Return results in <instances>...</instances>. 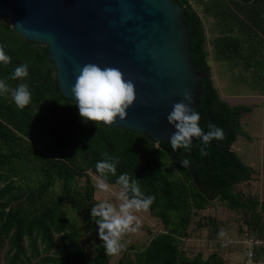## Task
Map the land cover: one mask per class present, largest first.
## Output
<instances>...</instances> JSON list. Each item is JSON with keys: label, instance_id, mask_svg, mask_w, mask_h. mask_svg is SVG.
<instances>
[{"label": "trees", "instance_id": "1", "mask_svg": "<svg viewBox=\"0 0 264 264\" xmlns=\"http://www.w3.org/2000/svg\"><path fill=\"white\" fill-rule=\"evenodd\" d=\"M175 1L184 6L182 15L189 30L191 54L204 74V92L196 108L199 123L205 131L210 122L214 123L225 133L223 139L211 141L207 156L201 154L199 140L190 150L173 149L169 141L158 144L145 133L86 121L75 101L61 93L48 46L25 39L13 24L0 21V46L11 56L9 63H0V78L11 86L26 81L31 90V101L22 108L10 93L0 94V168L28 156L43 174L36 189H23L27 203L18 207L13 203L21 187L6 180L0 186V250L8 241L6 264H109L110 253L98 234L96 218L91 216V207L98 201L89 168L118 185L119 175L127 172L130 181L137 180L145 195L155 196L149 209L170 228L156 233L138 253L135 263L121 259V264H188L180 258L178 237L186 234L194 210L205 208L216 197L243 211L247 225L259 232L254 237L264 236V201L237 189L239 183L252 178L255 168L233 148L240 135L251 138L241 119L254 110V105H232L221 97L208 60V36L202 18L190 0ZM200 2L206 12L232 31L215 40L217 57L228 62L242 58L255 70H261L264 78V0ZM22 63L28 64L29 75L13 79L12 73ZM261 91L264 93V83ZM109 157L119 158L116 172L99 173L97 161ZM167 157L177 165L178 172L168 170L164 163ZM184 157L190 159L187 166L180 163ZM82 178L85 182L80 185ZM57 181L94 233V258L86 255L77 223L69 218L59 199L50 196ZM262 255L264 248L259 249ZM193 264L226 263L213 253Z\"/></svg>", "mask_w": 264, "mask_h": 264}, {"label": "water", "instance_id": "2", "mask_svg": "<svg viewBox=\"0 0 264 264\" xmlns=\"http://www.w3.org/2000/svg\"><path fill=\"white\" fill-rule=\"evenodd\" d=\"M183 10L175 0H0V18L48 46L67 98L75 101L72 88L85 64L119 68L136 98L124 119L106 125L148 134L158 144L176 131L167 116L184 92L192 93L194 108L204 92Z\"/></svg>", "mask_w": 264, "mask_h": 264}, {"label": "rangeland", "instance_id": "3", "mask_svg": "<svg viewBox=\"0 0 264 264\" xmlns=\"http://www.w3.org/2000/svg\"><path fill=\"white\" fill-rule=\"evenodd\" d=\"M190 2L198 10L204 23L208 36L206 45L209 51L208 60L221 97L232 105H254V110L244 114L241 119L251 138L240 135L233 148L247 164L255 168V173L250 180L239 183L237 189L264 201V93L261 91L264 78L260 75L261 70H255L242 58L228 62L217 57L215 40L218 36L232 31H229L228 25L215 15L206 12L200 0ZM0 21L12 24L9 18H0ZM233 32L244 35L242 31ZM164 163L169 171L178 172V167L171 158L167 157ZM87 172L96 187L97 201L108 200L118 207L122 202L119 199L122 187L106 181L110 185V190H101L98 188V182L102 176L91 168L87 169ZM0 174L2 175L0 186L6 180L9 183L14 181L15 185L21 187V192L17 193L18 200L13 203L16 207L27 203L23 189H36L43 179L41 170L28 156L25 159L16 158L9 165L1 167ZM84 182L85 178H82L80 185ZM50 196L59 199L69 218L77 223L83 233L81 241L85 245L86 255L94 258L96 254L93 246L94 233L86 226L73 203L62 193L59 181L51 187ZM135 215L139 217V225L135 231H128L122 235L124 247L117 253H110L109 264H121V259L135 263L138 253L147 247L156 233L170 230L165 227L161 217L153 213L149 207L136 211ZM210 218L215 219V222L208 223ZM221 230L223 235H220ZM256 235H259V232L247 225L243 211L231 208L226 199L217 197L205 208L195 209L186 234L178 235L180 258L183 262L193 264L198 258L207 259L211 254L218 253L226 264H246L247 239ZM25 243L28 245L27 238ZM8 248L9 244L6 241L0 250L1 264L7 262Z\"/></svg>", "mask_w": 264, "mask_h": 264}, {"label": "clouds", "instance_id": "4", "mask_svg": "<svg viewBox=\"0 0 264 264\" xmlns=\"http://www.w3.org/2000/svg\"><path fill=\"white\" fill-rule=\"evenodd\" d=\"M10 61L11 56L0 46V63L7 64ZM28 75L29 66L27 63H22L15 68L12 78H23ZM72 91L82 117L86 121H100L105 124L112 123L117 117L124 119L127 116V108L136 98L133 81L126 80L119 68L111 66L102 68L95 63H87L83 66ZM6 93H10L15 104L21 108L31 101L29 84L23 80L16 86H11L5 79L0 78V94ZM184 97V100L174 104L173 110L167 116L168 121L176 129L169 142L173 149L184 147L190 150L193 137H197L201 154L207 156V148L211 141L224 138V129L210 122L208 130L205 131L199 123L200 113L193 107L195 101L192 93L186 90ZM118 159V157H109L97 161L98 172L115 173ZM180 163L187 166L190 164V159L184 157ZM117 183L122 185L119 193V199L122 202L118 207L108 200H101L91 207V216L96 218L98 234L105 243L108 253H117L124 247L122 235L128 231H135L139 225V217L135 215V212L147 209L155 199L154 195H145L141 191L137 180L130 181L127 172L119 175ZM98 188L104 191L110 190V185L104 177L100 178ZM223 234L221 230L220 235Z\"/></svg>", "mask_w": 264, "mask_h": 264}, {"label": "built area", "instance_id": "5", "mask_svg": "<svg viewBox=\"0 0 264 264\" xmlns=\"http://www.w3.org/2000/svg\"><path fill=\"white\" fill-rule=\"evenodd\" d=\"M247 248L248 255L246 264H264V255L259 256V249L264 248V236L248 237Z\"/></svg>", "mask_w": 264, "mask_h": 264}]
</instances>
